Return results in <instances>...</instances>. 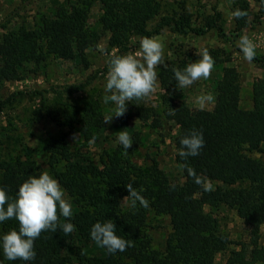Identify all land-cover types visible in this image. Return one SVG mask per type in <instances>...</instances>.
Listing matches in <instances>:
<instances>
[{"label": "trees", "instance_id": "trees-1", "mask_svg": "<svg viewBox=\"0 0 264 264\" xmlns=\"http://www.w3.org/2000/svg\"><path fill=\"white\" fill-rule=\"evenodd\" d=\"M254 1L258 4L255 21L261 24L264 0ZM97 3L102 6L100 30L93 29L89 23ZM249 7V1L240 0L233 11L239 8L246 12ZM162 10L163 0H76L69 6H60L53 16H43L36 28L20 27L3 36L0 41V83L21 81L26 73H40L49 53L57 59L75 61L88 68L87 51L96 48L107 34L109 50L127 52L132 37H156L167 28L182 36H204L215 30L219 37L234 43L249 26L247 15L243 19L234 18L235 31L229 34L222 13L216 10L204 17L201 26L194 27L192 15L186 12H175L156 22ZM253 62L264 64V56L256 55ZM186 65L185 61H177L168 63L167 69L162 67L159 73L162 88L171 93L178 92L180 88L176 87L171 69H183ZM87 86V82L72 85L66 92L70 95L82 93ZM216 89V101L211 111L197 109L191 115L185 112L184 103L170 105L166 111L169 115L175 110V114L169 116L182 129L176 140L179 150L180 140L193 129L201 131L205 141L198 156L184 161L176 155L184 184L175 183L162 173L156 160L145 172L130 159L104 151L101 167L91 157L77 155L68 141L69 135L47 140L44 149L49 155L54 177L78 207L71 218L60 216L59 223L74 224V231L83 244L88 245L93 241L90 238L92 226L111 219L117 235L131 240L134 246L116 253L103 247L105 256H88L84 246H80L72 255H65L63 252L73 233L64 235L57 229L54 233L43 232L35 240V260L9 261L0 247V264H220L217 257L228 252L233 243L229 234L221 229L214 213L216 209L234 210L251 229L264 228V161L252 156L258 153L264 157V79L254 84L250 109L241 106V76L235 66L223 69ZM21 94L0 101V112ZM34 114L37 120L49 117L59 125L77 126L85 143L98 141L106 125L102 103L96 97H90L81 108L69 105L57 113L50 111L46 115L37 110ZM139 118L147 122L149 116L141 114ZM153 126L157 127V123ZM1 150L0 142V153ZM184 164L191 166L205 180L220 184L221 188L205 191L188 175ZM60 166L63 170H58ZM41 173L40 166L32 158L7 160L0 157V187L10 198H15L25 180ZM129 183L137 191L144 189L140 194L148 200L147 208L138 201L135 208L131 206L127 210L117 204L119 199L129 195L125 187ZM151 212L170 218L172 232L164 252L154 247L148 223ZM18 227L15 219L0 222V239ZM231 254L234 257L225 264H264V247L249 253L242 246Z\"/></svg>", "mask_w": 264, "mask_h": 264}, {"label": "rangeland", "instance_id": "rangeland-1", "mask_svg": "<svg viewBox=\"0 0 264 264\" xmlns=\"http://www.w3.org/2000/svg\"><path fill=\"white\" fill-rule=\"evenodd\" d=\"M240 0H163V10L158 17V22L163 16H172L175 12L190 13L193 26H201L203 19L214 10L222 13L223 24L226 31L231 34L235 31V20L231 16L234 5ZM246 11L249 26L244 29L243 35H247L257 45L256 55L264 56V42L259 43L255 33L264 34V20L261 24L255 21L258 13V4L254 0ZM76 0H0V41L11 30L25 27L36 28L43 16H53L60 6H69ZM102 14V6L97 3L91 12L90 25L95 30H100L99 18ZM155 24V23H154ZM151 25V27L154 26ZM155 38L164 45L165 62L185 61L187 64L196 62L200 57L197 53L207 49L214 58V67L209 79L203 78L196 81L191 87L179 89L171 93L162 88L159 73L163 66L157 68V90L140 100L133 99L127 103V111L122 117H113L111 124H106L99 135L98 141L85 143L78 133L77 126L69 128L64 124L59 125L51 118L37 120L35 111L41 110L44 114L50 111L57 113L67 106L81 108L90 97L98 98L102 103L104 117L114 112V103H104L106 95L104 88L108 71V61L113 55L135 54L140 50V37H132L129 42V50L120 52L116 49H108L109 35L103 36L96 48L87 51L88 68L75 61L57 59L49 53L48 61L38 74H25L21 81L0 83V101H4L13 94L22 93L14 102L0 112V142L2 150L0 157L3 159L32 158L41 168V172H48L53 178L54 174L49 165V155L44 147L50 137L68 136L72 149L79 156H89L101 167V156L104 151L115 152L124 159H130L133 164L148 172L156 160L162 173L169 176L175 183L184 184L182 170L176 161L179 149L176 145L177 137L182 129L167 114L170 105L184 103L185 112L193 114L197 109L211 111L217 96V82L222 77L225 67H236L241 76L242 101L244 109L252 108L253 87L257 81L264 79V64H256L245 61L243 53L238 47V40L230 43L219 37L215 30L204 36L194 34L182 36L174 33L169 28L165 29ZM258 41H255V40ZM263 42V43H262ZM88 83L82 93L70 95L66 90L72 85ZM210 94L211 102H206L201 108L197 98ZM110 95V93H109ZM148 115L147 122L142 121L139 115ZM157 123V127L153 124ZM132 138V147L125 151L119 143L117 133L125 130ZM74 133V134H71ZM74 137H77L74 140ZM254 158L264 161L260 154H252ZM63 170V166L58 167ZM210 183L211 189H220L221 185ZM64 198L72 205V214L78 211L72 198L61 186ZM117 204L127 210L132 201ZM221 229L228 233L232 245L228 252L220 254L217 262L225 264L234 255L233 251H239L245 246L249 253L257 248L264 247V228L251 229L238 217L234 210L221 207L216 209ZM149 231L153 238L154 247L165 251L166 241L172 232V225L168 216H158L153 212L149 214ZM72 239L63 254L72 255L78 247L84 246L88 256H105V249L92 241L84 245L79 235L73 231Z\"/></svg>", "mask_w": 264, "mask_h": 264}, {"label": "clouds", "instance_id": "clouds-1", "mask_svg": "<svg viewBox=\"0 0 264 264\" xmlns=\"http://www.w3.org/2000/svg\"><path fill=\"white\" fill-rule=\"evenodd\" d=\"M247 13L239 8L231 13L235 19H243ZM243 53L245 61L251 63L256 56L257 45L247 36L243 35L237 42ZM200 57L196 62L188 63L183 69L173 67L171 70L177 82L176 87L183 89L191 87L200 79L210 78L214 58L207 49L197 53ZM106 84L104 91V103L113 102L114 112L104 117V124H111L113 117H122L127 111V103L133 99L140 100L155 93L157 90V68H168L164 59V45L155 37H143L140 40V50L133 54L113 55L109 59ZM110 93V95H109ZM213 97L208 94L197 98L198 105L203 108L206 102H211ZM173 109L169 115H174ZM77 137H74V140ZM119 143L125 151L132 147L133 141L125 130L117 133ZM203 133L193 129L180 140L179 157L187 161L189 157L200 154L204 147ZM187 173L197 185H201L205 191H211L210 183L205 178L197 175L188 164L183 165ZM129 193L122 202L131 199V206L139 204L147 208L148 200L137 191L132 184H126ZM174 187V186H173ZM64 192L58 180L48 172H42L39 176H30L20 186L15 198H10L7 191L0 187V222L15 219L18 222V230H11L0 239L4 256L9 261H33L36 258L34 242L41 233H54L60 229L64 235L72 233L75 225L71 222L60 224V216L68 219L72 217V205L64 198ZM116 225L108 219L101 223H95L90 230V238L99 246L104 247L110 253L124 252L134 246L131 240L117 235Z\"/></svg>", "mask_w": 264, "mask_h": 264}, {"label": "crops", "instance_id": "crops-1", "mask_svg": "<svg viewBox=\"0 0 264 264\" xmlns=\"http://www.w3.org/2000/svg\"><path fill=\"white\" fill-rule=\"evenodd\" d=\"M255 35H256V37H258V39H259V41L256 39L255 41H258L259 43H261V41H263L264 42V34H262L261 32L260 33H255ZM262 42V43H263ZM264 44V43H263ZM247 109H249V108H247Z\"/></svg>", "mask_w": 264, "mask_h": 264}]
</instances>
